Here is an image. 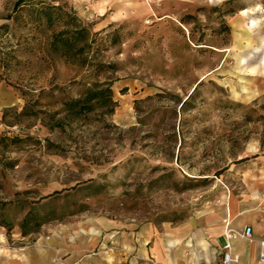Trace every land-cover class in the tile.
<instances>
[{
    "label": "rangeland",
    "instance_id": "rangeland-1",
    "mask_svg": "<svg viewBox=\"0 0 264 264\" xmlns=\"http://www.w3.org/2000/svg\"><path fill=\"white\" fill-rule=\"evenodd\" d=\"M16 1L0 0V255L74 224L182 222L264 164V0H143L105 28L69 0ZM84 28L62 54L55 36Z\"/></svg>",
    "mask_w": 264,
    "mask_h": 264
},
{
    "label": "crops",
    "instance_id": "crops-1",
    "mask_svg": "<svg viewBox=\"0 0 264 264\" xmlns=\"http://www.w3.org/2000/svg\"><path fill=\"white\" fill-rule=\"evenodd\" d=\"M78 15L94 17L100 28L133 17L143 0H69ZM145 13L147 9L144 10ZM40 238L18 254L0 255V264H221L225 232L252 228L248 237L231 239L240 264H264V164L230 184L223 197L201 206L179 223L117 230L112 236L72 226Z\"/></svg>",
    "mask_w": 264,
    "mask_h": 264
},
{
    "label": "trees",
    "instance_id": "trees-1",
    "mask_svg": "<svg viewBox=\"0 0 264 264\" xmlns=\"http://www.w3.org/2000/svg\"><path fill=\"white\" fill-rule=\"evenodd\" d=\"M25 1L26 0H17L16 1V6L23 4ZM54 8H56L55 5H47L45 7H40V9H38V12L40 14H42L43 16H45V18H47L48 22H51L52 17H53L52 9H54ZM78 33H82L85 38L89 39L90 31L87 28H84L83 31H79L78 29H72V30L66 29V30L60 31L55 36V43L56 44L60 43L62 45V47L64 48L63 51H61L62 54L66 55V54H68L69 50L72 49L73 44L75 42L76 35ZM87 44H90V43H87ZM1 79H2V73L0 72V80ZM61 191L62 190L54 191L53 193H49L46 196H50L52 194H55V193L61 192Z\"/></svg>",
    "mask_w": 264,
    "mask_h": 264
},
{
    "label": "built area",
    "instance_id": "built-area-1",
    "mask_svg": "<svg viewBox=\"0 0 264 264\" xmlns=\"http://www.w3.org/2000/svg\"><path fill=\"white\" fill-rule=\"evenodd\" d=\"M252 232L251 227H247L243 230L239 231H228L225 232V240L223 243V253L221 264H240V259L237 254L234 253L232 249L231 239L234 237H248ZM261 252H260V260L264 262V238L260 240Z\"/></svg>",
    "mask_w": 264,
    "mask_h": 264
}]
</instances>
